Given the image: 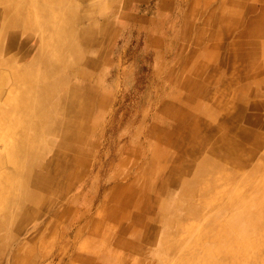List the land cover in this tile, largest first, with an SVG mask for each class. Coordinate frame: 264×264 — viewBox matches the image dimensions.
I'll use <instances>...</instances> for the list:
<instances>
[{
    "label": "rangeland",
    "instance_id": "1",
    "mask_svg": "<svg viewBox=\"0 0 264 264\" xmlns=\"http://www.w3.org/2000/svg\"><path fill=\"white\" fill-rule=\"evenodd\" d=\"M0 45V264H264V0H0Z\"/></svg>",
    "mask_w": 264,
    "mask_h": 264
},
{
    "label": "bare ground",
    "instance_id": "2",
    "mask_svg": "<svg viewBox=\"0 0 264 264\" xmlns=\"http://www.w3.org/2000/svg\"><path fill=\"white\" fill-rule=\"evenodd\" d=\"M43 5V4H42ZM30 7V6H29ZM44 7H45V5H44ZM28 8V7H27ZM42 8V7H41ZM48 8V7H47ZM42 11H43V9H42ZM28 12V11H27ZM32 12V11H31ZM22 14H23V12H19L18 14H17V16L16 17H18L19 18V22L17 21V22H14L13 24L14 25H18V26H22V24L24 25L25 23H23L24 21H22L21 20V18H22ZM54 14V13H53ZM55 15V14H54ZM25 16V15H24ZM61 16V15H60ZM51 17H52V15H51ZM57 17V16H56ZM24 18V17H23ZM44 18V17H43ZM61 18V17H60ZM50 19V18H49ZM48 19V20H49ZM44 20V19H43ZM48 20H46V21H48ZM76 20V19H75ZM60 23H61V21H60ZM26 26V25H25ZM36 27V26H35ZM34 27V28H35ZM14 28V27H13ZM42 33V32H41ZM46 33H48V32H46ZM6 34V30L5 31H3L2 33H1V35H5ZM9 34V37H10V41L8 42V44H7V46H6V50H11V46L13 45V44H11V43H13L14 42V36L15 35H13V34H10V33H8ZM5 38V37H4ZM29 38V37H28ZM27 38V39H28ZM41 40V39H40ZM42 44V43H41ZM37 46V45H36ZM32 47V46H31ZM2 49H3V46L1 47V45H0V51H2ZM9 56H11L10 54H9ZM10 60H11V58H10ZM9 60V61H10ZM18 68H20V67H18ZM23 69V68H22ZM26 69V68H25ZM33 70V69H32ZM34 81V80H33ZM47 84V83H46ZM30 90H32V89H30ZM73 90V89H72ZM75 92V91H74ZM33 94V93H32ZM46 104L45 103H43V106H45ZM43 108V107H42ZM26 141V140H25ZM25 141H24V139L22 138V143L21 144H19V149H20V154H19V157L22 155V154H25L26 153V151H27V153H28V151L29 150H27V148H26V150L25 149H23V146L25 145V146H27L28 144L27 143H25ZM27 144V145H26ZM30 154H32L33 155V157L35 156V155H37V154H35V153H32V152H30ZM30 160V159H29ZM28 161V160H27ZM34 161V160H33ZM30 162V161H29ZM38 163V162H37ZM31 165H32V163H31ZM30 165V169H29V171H28V176H27V179L29 178V180L31 181L32 180V186H33V188L37 191V194H35V198H38V196L39 197H42V195H43V193H40L39 192V190H41V189H45L47 186H48V183L50 182V177H51V173H50V168H49V166L50 165H48V167H45V166H42L43 167V169H45L46 171H37L38 169H37V167L35 166V165H32L31 166ZM38 167H39V165H38ZM52 171V170H51ZM57 179V178H56ZM48 194V193H47ZM26 215V214H25ZM243 215H244V213H243V209H242V207H240L238 210H235V213H234V215H233V217H232V221H231V223H230V225H233L234 227H237V226H241L240 224L241 223H239V221L243 218ZM24 217H26V216H24ZM23 219V218H22ZM244 219H245V217H244ZM32 223V222H31ZM30 224V223H29ZM26 229H27V227H26ZM220 229H222V228H220ZM219 229V230H220ZM218 230V231H219ZM227 230H228V228L225 226V228L224 229H222V230H220L219 232H221L222 231V233H224V234H222L223 236L224 235H227ZM215 240H216V242H221L220 241V239L218 238H215ZM212 241V240H211ZM93 242V241H92ZM228 242V241H227ZM222 251H226V250H222ZM12 257H13V255H11ZM236 258V257H235ZM234 258V259H235ZM209 259H210V257H209ZM203 260V259H202ZM213 261V260H212ZM237 261V260H236ZM1 262H2V260H1ZM224 263H226V264H228L229 263V258H227V256H225L224 257ZM207 264V263H206ZM209 264V263H208ZM212 264V263H211ZM215 264V263H214Z\"/></svg>",
    "mask_w": 264,
    "mask_h": 264
}]
</instances>
